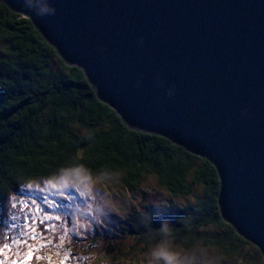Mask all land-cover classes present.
I'll list each match as a JSON object with an SVG mask.
<instances>
[{
	"label": "water",
	"instance_id": "1",
	"mask_svg": "<svg viewBox=\"0 0 264 264\" xmlns=\"http://www.w3.org/2000/svg\"><path fill=\"white\" fill-rule=\"evenodd\" d=\"M130 128L218 172L223 221L264 258V0H0Z\"/></svg>",
	"mask_w": 264,
	"mask_h": 264
},
{
	"label": "trees",
	"instance_id": "2",
	"mask_svg": "<svg viewBox=\"0 0 264 264\" xmlns=\"http://www.w3.org/2000/svg\"><path fill=\"white\" fill-rule=\"evenodd\" d=\"M9 12H0V61H6L0 63V174L5 182L18 186L58 179L61 173L54 169L79 167L92 180L121 184L134 198L150 177L184 203L150 209L138 217L129 231L136 245L147 250L168 240L188 254H212L203 264H264L260 250L223 221L220 181L210 161L161 136L130 129L113 109L115 116L105 112L106 104L98 100L83 72L57 60V51L30 19ZM17 100L19 104L9 106ZM13 117L17 122L8 123ZM7 208L0 202V242ZM162 225L167 234L161 233ZM98 242L84 245L72 236L67 249L76 255L97 249ZM104 243L107 251L121 254L119 245Z\"/></svg>",
	"mask_w": 264,
	"mask_h": 264
},
{
	"label": "rangeland",
	"instance_id": "3",
	"mask_svg": "<svg viewBox=\"0 0 264 264\" xmlns=\"http://www.w3.org/2000/svg\"><path fill=\"white\" fill-rule=\"evenodd\" d=\"M58 179L48 180L55 182ZM93 180L97 181L95 179ZM25 182H34L43 185L46 183V180H29ZM149 183H154L156 188L151 192H145L139 186V194L134 198L129 197V191L121 184L105 183L102 181L93 183L91 188L87 190L92 196L91 199H89L88 194L82 195V193L86 192L83 183H80L78 190L70 186L67 188H47L43 193L33 191L29 195L38 199L47 196V198L52 199L54 202L62 203L64 206L63 210L69 213V215L62 216L61 221L49 222L55 224L58 228L68 230L69 239L65 241L66 249L73 236V231L81 232L87 236V239L81 241L84 245H89L94 239H98V243H101L97 249L86 252L80 251L76 255L70 254L77 259L70 260L68 264H164L162 260L154 259L149 255L150 249L154 245L147 250H145V247H141V245H136L133 237H130L129 231L132 229V225H134L137 218L148 214L150 209L160 211L165 207V204L168 206H179L184 203V199L170 196L165 189L159 187L150 177L142 184L147 185ZM18 186L22 187V182H19ZM97 189H103V191L98 192ZM68 194L71 195V199L63 200L62 195ZM40 202L42 203V200ZM143 205H146V207H142ZM145 210H147L146 213ZM6 212L7 217L3 222L1 231L3 232L2 234L7 232L9 235H12L19 231L22 220H13L10 218L13 210L7 208ZM49 212L57 214L55 209H49ZM89 212H91V215H89ZM73 221H75V229L73 227ZM96 221L104 224V231L100 235L95 234L100 231V226ZM13 224L16 226L15 228L11 227ZM104 242L107 244L110 242L111 244H109L113 247L119 245L121 254H113V251H107ZM170 251L179 252L184 258L185 264H193V253L185 256L184 250L179 249L177 245L171 243ZM102 252L104 253L103 257L100 255ZM193 252L196 254V261L199 260L201 262L199 264H203L202 260L210 261L213 258L210 253L199 252L197 250Z\"/></svg>",
	"mask_w": 264,
	"mask_h": 264
},
{
	"label": "snow or ice",
	"instance_id": "4",
	"mask_svg": "<svg viewBox=\"0 0 264 264\" xmlns=\"http://www.w3.org/2000/svg\"><path fill=\"white\" fill-rule=\"evenodd\" d=\"M0 12L11 15V12L4 4H0ZM41 42H43L42 38ZM45 47H48V45H45ZM49 51L56 55L55 50L49 48ZM56 59L60 60V57L56 56ZM0 63H6V61H0ZM15 104H19V101L17 100L9 106L14 107ZM102 107H104L105 112L116 115L112 108L107 105H102ZM24 114H27V109H24ZM117 119H120V117H117ZM17 120L18 117H13L12 120L7 122L15 123ZM136 135H139V133L137 132ZM172 146L175 147V145ZM54 171H60L61 173L59 179L55 182L46 180L43 185L34 182H22V187L17 186L15 182L11 184L5 182L3 175L0 174V202L6 203L8 208L13 210L11 219L22 220L19 231L12 235L7 232L3 234V240L0 242V264H32L33 261L36 264H68L70 260L77 259L75 256L70 255V249L65 248V241L69 239L68 230L58 228L55 224L49 223L50 221H61L62 216L69 215L63 210L64 206L62 203L54 202L47 196L38 199L29 194L33 191L43 193L47 188H67L69 186L78 190L80 183H83L86 192L82 193V195L88 194L89 199H91L92 196L87 190L91 188L93 183H98L99 181L92 180L79 167H66L62 171L60 169H54ZM140 188L145 192H151L156 188V185L154 183L140 184ZM97 191H103V189H97ZM62 199L69 200L71 195H62ZM40 200H42V203ZM142 207H146V205ZM165 207H167L166 204ZM49 209H55L57 214L49 212ZM89 215H91V212H89ZM96 223L100 226V231L95 234L100 235L104 231V224L100 221H96ZM225 226L227 227L228 225ZM11 227L15 228L16 226L13 224ZM73 227L75 229V221H73ZM73 236L77 241L87 239L86 235L78 231H73ZM100 255L103 257L104 253L102 252ZM149 255L151 256V253ZM184 255L188 256V253ZM192 259L193 264H196L195 252L192 254Z\"/></svg>",
	"mask_w": 264,
	"mask_h": 264
},
{
	"label": "clouds",
	"instance_id": "5",
	"mask_svg": "<svg viewBox=\"0 0 264 264\" xmlns=\"http://www.w3.org/2000/svg\"><path fill=\"white\" fill-rule=\"evenodd\" d=\"M160 231L163 234H167V226L162 225ZM150 253L152 258L162 260L164 264H185L184 258L179 252L170 251V241L168 240H162L156 244L150 249Z\"/></svg>",
	"mask_w": 264,
	"mask_h": 264
}]
</instances>
